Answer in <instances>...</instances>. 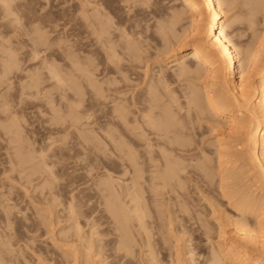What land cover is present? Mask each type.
I'll return each mask as SVG.
<instances>
[{
	"label": "rangeland",
	"instance_id": "rangeland-1",
	"mask_svg": "<svg viewBox=\"0 0 264 264\" xmlns=\"http://www.w3.org/2000/svg\"><path fill=\"white\" fill-rule=\"evenodd\" d=\"M7 1L10 3L12 2V0H10V1L7 0ZM92 1L93 0H90V2L87 1L88 4H86V6H84L87 11H89L90 8L92 9V7H93L91 5ZM98 1L100 2L101 6H104L102 8L103 9L105 8V10H102V8L99 4L96 5V3ZM104 1H106L107 3ZM104 1L103 0H97V1L94 0L95 3L93 2L94 4L93 3L92 4L94 5V7L99 6L98 9H100V11H104V12L106 11L107 17H109L108 13H109V15L112 13V16L110 15V17L115 18V20L111 18L112 21H116V19L118 17L119 18H127L128 17L129 21L127 23H135L136 19L140 18L141 15L143 16L144 14L146 15V14L150 13L149 14L150 16H148L150 18V19L148 18L150 22L148 21L146 23L145 21H143V22H145L144 24L141 22L142 26L144 25L143 29H144L145 33L148 35L151 30L156 29L155 24L161 20L159 18H167L168 10H166V6L168 4H170L171 2H169V1H172V0H166V2L163 0H149V1H147V0H133L134 2L132 0H128L127 3H125L126 1H124V0H122L123 3L121 0H104ZM129 1L130 2L132 1V4L129 3ZM142 1H144V2L147 1L146 4H144V2H143L144 6H143V4L141 5ZM161 1H163L164 4H162ZM239 1H241V0H239ZM242 1L244 2V0H242ZM242 1L238 2V0H237L235 3L236 5L234 4L235 5V7H233L234 9L229 10L230 12L228 10H223V8H222V10H223L222 12H224L226 14L222 13V17L220 19V22L222 24H224V26H225V23H223V22H226L224 18H227V17L231 18L233 16L231 19H234V21H236L235 17L237 16V18H238V16H239V18H242V19H237L236 22H233L232 29L231 28H229V29H230V31H232L233 29H240L241 34L239 31L240 36L239 35H238L239 37L234 36L233 38L234 39L239 38L238 39L239 42H243L244 45L247 43V46L253 45V44L252 45L250 44L251 41L254 44H257V42H259V41L260 42L263 41V43H264V34H263L264 21H261L259 24L258 23L255 24L254 28L248 29L246 27V23H247V21L245 20L246 17L244 19V17L240 16L243 14L246 16V13H248V11L245 10L246 5L244 6ZM83 2L85 4V0H13V4H14L15 8L12 10L13 12H11V13L7 12L8 14L10 13L7 16H5L6 11L3 12L1 7H0V185L2 186V184H4L0 188V190L4 191V192L6 191L5 193L9 195L10 200L8 201V199H7L8 195L6 196L7 198L5 196L2 197V195H5V193L2 195L0 194V199L1 198H2V200L7 199L8 204L10 203L11 207L13 206L15 211H17V212L20 211V212L16 213L15 216L13 215L14 211H12L13 217L11 216L12 217L10 219L11 221L7 220V221H9V225L12 224L11 225L12 229H9L10 226L8 225V223H6L8 226H6L5 228L7 229V227H8L9 231L7 230V232L10 233V236H8L9 233L7 235L5 234V229L3 227L4 223H2L5 220H1V219L5 218V212L2 211L3 206L0 205L1 206L0 211H2L0 213V215H1L0 233L3 232L2 233L3 235L0 234L1 235L0 241H1V243H4L3 241L7 240L8 243L10 242L8 244L10 249H12V250H10L8 247L7 248L8 251H7L5 249H6V246H8V245H5V247L2 246L3 248H5V249H3L5 252H7V253L9 252L8 255H7V253H5V256L7 258L9 257L11 260V261L8 260L9 258L7 259L8 264H10V262H11V264H107L105 258H102V257H104L103 256L104 254H102V253L105 251L103 249L104 248L106 249V244L108 242L110 244L114 245V243L117 241V238H115L116 235H118V231L115 229L116 224H115V222L113 223V221L108 218V214L105 213V212H107V210L104 211L105 207H103L104 203H102V201H104L103 198H104V195L106 194V192H102V190H104V189H102V187H105V185L103 186V184H104L103 182L106 183V182H109L111 180L110 181V183H111L112 179H113L112 183L114 185L112 186V184H111V186H112L111 188H113L114 191H116L115 192V194H116L117 191L119 189H121L119 187L120 184L118 186V182L121 181L120 178L122 179L123 176H121L119 173V170H121V169L119 168V165H118L119 164L118 159L115 156H113L112 154L110 156H108L109 155L108 153H111L108 149H104L103 146L99 147V144L105 145L103 141H101V142H103V144H102L99 142V140H97V138H99V136L101 137V134H104V133H101L100 132L101 130L96 131L94 129H97L95 127H98V123L102 124L105 122V119H103L104 118L103 115L105 113H107L110 109V108H108V110H107V107H110L112 104L115 105V101H116V104L118 106H119V104H121L123 106L125 105V102H124L125 100L123 99V97L121 98V96L124 95V98L127 100V103H128V100H130L129 96L131 97V91L129 90L130 92L129 91L126 92L124 90V92H126L127 95L129 94V96H127V97H126V94H122L123 92H121V94L118 93V95L116 94L117 95V96L115 95L116 98H115V96H110V98L108 97L109 98L108 101L107 100L104 101V102L107 101L106 102L107 106H105V107L102 106L103 104L92 103L93 105L91 106V109L93 107L94 110H91L90 108L88 109V110L92 111V113H91V111H87V109H85L84 106H86V108H87L89 101H91L90 95L92 93L90 94V90H89L90 88L87 89L89 85H87V87H84L83 84H85V83H81V82H83V80L85 81V78L79 77L81 82H79V81L78 82L81 83L84 88L81 89L82 86L78 85L79 86L78 89L84 90V91H82V94L85 96H83L84 98H82V101L79 102L80 104L79 103H78V105L74 104L76 101L75 98H77V97L74 96L73 91L68 87V85L66 86V84L68 82V78L70 77V74L72 75L71 71H73V73H74L73 75L76 76L79 73L77 70L79 67L76 68L77 67L76 65H73V66L70 65V63L71 64L72 63L76 64V63H74V60L72 58L71 59L73 62L71 61L70 57H72V56L69 55V53L71 54L73 52L72 55H74L73 56L74 58H75V55L77 56V52H78V57L80 55L79 53H81V52L83 53V54L81 53V56L83 55L86 57L87 55L88 56L90 55V54L86 53V51L90 49L88 47L86 48V46H89L88 44L90 41V37L91 38L92 37L95 38V37L91 33H90L91 34L90 36H86V35H89V31L91 30V27L88 25L90 23L89 19L93 18V17L92 18L90 17L93 14L101 15L100 14L101 12L98 11L99 12L98 13L96 11V10H98L97 7H96V10L92 9V11L95 13H93L91 10H90L91 12L90 11L87 12L85 10V13L82 14V11H84L83 6H82V5H84ZM139 2H141V3H139ZM167 2H168V4H167ZM147 3H148V5L150 4L149 7H148ZM165 3H166V6H165ZM240 3H242V4H240ZM108 4L110 7L108 6ZM120 4H122L123 7ZM128 4H129L130 8H131L130 5L133 6L130 9V11L128 10L129 9ZM87 5H90L91 7L89 8ZM137 5H140V6H137ZM240 5H242V7H240ZM112 6H114V7H112ZM78 7H79V12L76 11V9H78ZM106 7H108V8H106ZM124 7L125 8L127 7L128 9H123ZM118 8H120V10ZM224 8H226L225 5H224ZM247 8H249V7H247ZM127 10H128V12H127ZM135 10H138L139 14L134 18L130 17L134 14ZM159 10H161V11H159ZM226 11H228V12H226ZM241 11L244 13L240 14V13H242ZM2 12L5 15H3ZM76 13L78 16L80 15L79 16L80 18L78 16H76ZM233 14H235V15H233ZM74 15L76 16V19L74 18ZM83 15L84 16L87 15L88 17L85 16V18H84ZM126 15H128V16H126ZM97 16H95V17L98 18L99 16L98 17ZM158 16H160V17L158 18ZM187 16H188V14L186 13L183 16V21H181V24L176 26V29H180L182 26H184V25H182V23L185 25L189 24L188 21H190V20H189V17H187ZM105 17H103V18L99 17V18L104 19ZM156 17L158 18V20ZM86 18H88L87 19V22H88L87 25L90 28L89 30H88L87 26L85 25L86 24L85 23ZM152 19H154V20H152ZM152 21H154V22H152ZM77 22H78V24H77ZM79 22H80V24H79ZM76 24L79 27L75 26ZM74 26L76 28H74ZM77 27L79 28V30H78L79 32L77 31V29H78ZM146 27L147 28L149 27V28L147 30H145ZM243 27H245V29ZM80 28H81V30H80ZM84 28L88 31L85 32ZM75 31H77V32L75 33ZM253 31L255 32L254 36L256 37L258 35L257 36L258 38L252 37ZM125 33H126V31H125ZM122 34L124 35L122 37L126 39L127 37H125V34L124 33H122ZM87 37H89L88 40H87ZM123 38H122V40H123ZM130 38H133V37L128 36L127 39L129 40ZM253 39H255V40L253 41ZM129 41H131V39ZM95 42L97 44H99L100 41L95 40ZM148 42H149L151 47L146 52H148L147 54H149V52L152 53V58H151V60L149 59V62H148V64H149L148 67L150 68V71H152V74L149 71V69L148 68L145 69V67L140 68V69H142V71L140 69H138V71L140 70L139 71L140 73L143 72V75L145 73L144 71H147V74L144 75L145 76L144 79L147 80V82L148 81L150 82L151 80H153V78L154 79L156 77L158 78V76H156V77L153 76L154 73H157V72L159 73V71L157 70L158 67L163 68L164 67L163 65L166 66V67H164L165 69L164 68L163 69H164V72L166 71L167 73L165 72L163 74H165V75L167 74L166 75L168 77L167 82L169 83V85H170V83H172V84L174 83L173 85L171 84L172 88H171V85L169 88L168 87L167 88L170 89L171 91H173V90H174V92L176 91L175 96H177V93H178V95H180L182 97V98H180V96H177V98H179L178 104L179 103H181V105L183 104V106H181L183 111L179 107L176 108V105L174 103L173 104L170 103L173 101V100L168 98V97H170V98L172 97L170 91H169V95H171V96H169L168 93H166V95H165L166 97L164 96L162 98V102H163L162 104L164 105V103H165V105H167L166 108H168V105H173L172 109H170V106L168 109H170L171 112L173 110L176 111L177 114H176V112L175 113L170 112V113L173 114L174 117L178 116L177 117L178 119L180 117H181L180 119L184 118L182 121H180V120L178 121V119L175 117L177 119V121L179 123H182V124L185 123L187 126L190 124L189 125L190 127L193 126V127H191V130H193L195 128L193 131L194 134H192L190 127L188 126V128H189L188 132H190L191 136L195 135V136H192L193 139L195 138L194 141H196V143L199 142V144H196V143L195 144L197 146H199V148L202 147V151L204 150L203 154H199L197 152H199L201 150L198 147H196L199 150L196 149L197 151H195V147H194L193 151L197 153V156L195 154L194 155L198 158H196L195 156H193V158L195 157V160L196 159L199 160L201 158V161H202V162H200V160H199L198 164H200V163L204 164L207 161L206 163H209V166L212 165V162L215 166L216 163L213 160L215 157V154L213 152V148H217L218 143L221 142L222 138L223 139L226 138V140H222V142H221L224 144L222 147H224L225 149H227L229 151H233V150L238 151V150L242 149L241 147H239L240 146V144H238L239 141L236 140L238 143H235L236 141H234L236 138V134H234V136L232 135L230 137V134L227 135L226 132L222 133L224 130V126L216 127L218 130L216 128L213 129V127L218 125L217 124L218 122H217L216 118L214 117L215 120L211 121V123L213 122L215 125L213 127H212L213 124L210 125L211 123H209V121H208L210 119H208V118H210V116L213 114L211 113L209 108L208 109L206 108V110H204V112L202 111L201 114H202L203 118L199 117V115L197 116L196 113L194 114V112H193L194 110L192 111V109H189L191 113H189V110L186 109L188 111V112H186V113H188V117H185L187 114L184 112V111H186L184 109L187 108V106H186L187 104L185 102L186 101L185 99H184L185 101L182 100L184 98L183 96H185V92L187 91L185 89L191 88L192 85H193V87L197 86V85L200 86L201 84H202V86L203 85L205 86V81L203 79L199 78V79H197V82L199 81L198 84H197V82H195L196 79L194 80L193 84H191L192 82L188 81L186 78H183V79L180 78L181 80H179V78L174 77L175 69L177 66H175V65H174L175 67L170 66L172 64L171 60L173 59V57L171 55L173 53L176 54L177 52L168 53V55L165 54L166 55L164 57L165 59L161 56L163 53L161 55L159 53V55L163 58V59H160L161 57L157 56L158 55L157 53L159 50L162 49V47H160V45H158L154 40L153 41L149 40ZM153 42L155 45H153ZM154 47L156 50H158V49L159 50L158 51H156V50L152 51V50H154L153 49ZM236 48H238V44L236 45ZM96 49L98 50V53H99V50H101L102 48L98 49V47H96ZM74 50H76L77 52L75 51V53H74ZM154 52L155 53L157 52L155 54V56H156V58L158 57L160 60L156 59L153 61ZM98 53L96 54V57H98V56L100 57V54L98 55ZM178 54L179 53H177V55L175 57H179L180 54L179 55ZM238 56L240 57V55H238ZM9 57H11V58L13 57V58L11 59ZM78 57H76V58H78ZM82 57H79L78 61L82 62L81 61ZM99 57H98V60L101 59V57L100 58ZM4 58H7V59H4ZM89 58H92V57L90 56ZM8 59H11L12 62L10 60V62H11L9 64L10 67H8V68L6 67L8 69L7 70L3 67L4 63H2V61L5 62L6 60L8 61ZM154 59H155V57H154ZM87 60H90V59L87 58ZM7 61H6V63H7ZM155 61H156V63H155ZM75 62H77V61H75ZM6 63H5V66H9L8 65L9 62L7 64ZM83 63H85V62H83ZM78 64L79 63H77V65ZM152 64H154V65H152ZM168 64H170V65L167 67ZM84 65L85 64H83L80 67H83ZM150 65H152V66L150 67ZM52 66L54 69L52 68ZM70 66L71 67L76 66V67H74V68H76V70H72L74 68L71 69ZM99 66H100L99 67V69H100L101 65H99ZM85 67H86V65H85ZM160 69L161 68H159V70ZM51 70H53V73ZM55 71H57V72L59 71V73H58V74H60L59 77L60 76L65 77L64 79H63V77H61V79H63V81H64L63 84H62V81L57 82L59 79L57 80L56 76H54ZM74 71L76 73L77 72L78 73L76 74ZM154 71H156V72H154ZM170 72H173V73L170 74ZM158 73H157V75H158ZM141 75H142V73H141ZM75 76H74L73 80H76V82H77V80H79V79H77V76L75 78ZM152 76H153V78H151ZM149 77L151 78V80H149ZM258 78H259L258 76H254V83H258V81H259ZM99 79H101V78H99ZM200 79L202 81H200ZM65 80L67 81L66 84H64ZM69 80H70V83L73 82V81H71L72 77H70ZM184 80L186 82H184ZM100 81L101 80H99L98 82H100ZM115 81L118 82L117 80H115ZM115 81H114V83L116 84ZM180 81H181V83H180ZM98 82H97V84L99 85L100 83H98ZM187 82H190L191 85ZM201 82H203V83H201ZM195 83L197 85H194ZM68 84H69V82H68ZM86 84H85V86H86ZM119 85H121L120 82H119ZM74 86L78 87L77 83H75ZM102 86H104V83H102ZM145 86L146 85H144V83L141 84V86L139 84L136 86L137 88L133 92L135 93L136 90L138 92L139 91L143 92L145 90V88H147V86L146 87ZM181 86L182 87L186 86L187 88L185 87L183 89ZM202 86H200V88ZM142 88H143V91H141ZM167 88H166V90H167ZM61 89L63 91H61ZM181 89H183L184 92L182 91V93H181ZM197 89H199V88H197ZM162 90L163 89H161V92H162ZM209 90H210V88H208V85H207V87L204 90L201 89L200 91H201V93H204V91H209ZM74 91H76V89ZM77 91H79V90H77ZM164 91H165V89L163 90V92ZM174 92H173V95H174ZM113 97H114V100H113L114 102H112ZM118 97H120V98H118ZM164 98H165V100H166V98L169 100L168 101L166 100L167 102L163 101ZM174 98L176 100L174 102L176 103L178 99H176V97H174ZM74 99H75V101H71ZM117 99H118V101H117ZM172 99H173V97H172ZM110 100H111L112 104H110L111 103ZM117 102H119V103H117ZM76 103H77V101H76ZM166 103H168V104H166ZM73 104L76 107L77 106L78 107L75 108V106ZM184 104H186V105H184ZM96 105L98 107H96ZM126 105H128V104H126ZM174 105H175V107H174ZM179 105H177V106H179ZM71 106H73V108H75V109L71 108ZM99 106H100V109L102 111L98 110ZM129 107L132 108V106H129ZM205 107H207V106H205ZM175 108L179 111H177ZM70 109H73V110H70ZM85 110L87 112L84 113ZM127 110H129V109H127ZM207 110H208V112H207ZM124 111H126V110H124ZM180 111H181V113H178ZM77 113H78V115H77ZM82 113L85 114V116L88 115L87 117H89V115L91 113L92 116L90 115L91 119L89 122H88L89 119L87 120L86 117H85V119L83 118ZM192 113L194 114L193 115L194 117L192 116ZM79 114L82 115L83 119L81 121H78L77 124H73L76 120H78L75 117L79 116ZM207 114L209 117H206ZM74 115H76V116H74ZM71 116L74 118H72ZM128 116L131 117L132 115H130V113H128ZM79 117H81V116H79ZM92 117H94L93 120H92ZM189 117H191V118H189ZM197 118H199V119L201 118L202 119V120L200 119L201 122ZM212 118H213V116H212ZM71 119H75L74 122ZM92 121L97 122V123H95V125H93V127L95 126L94 128L91 127V123H93ZM190 121H192V122L195 121V123L192 124V123H190ZM207 121H208V124H206ZM80 122L81 123L83 122V123L81 124ZM202 122L203 123L206 122L205 125L202 124ZM83 124H88L90 126L89 127L83 126ZM73 125H75L76 127ZM77 126H80V127L82 126L81 129L85 128L84 130H87L91 127V129L94 130V131L92 130V132H95L96 134L95 133L91 134L92 132L90 133V131L87 130L90 133L89 135L99 134V136H97V137L95 136L96 137L95 141L99 142V143H97L98 146L95 147V146H93L94 144L91 145V144H87V143H86L87 144L86 145V144H84L85 143L84 141H82L83 142L82 143L81 142L82 139L77 137L80 133V131H77V129H78ZM80 127H79V130H80ZM219 128H222L223 130L219 131ZM112 129L114 130V128H112ZM84 130L83 131L81 130V133L85 132V135H87L86 131H84ZM81 135H84V134H81ZM199 136H201V138ZM224 136H226V137H224ZM79 137H82V136H79ZM95 137H94V139H95ZM197 137L201 140H199ZM232 137H234L233 138L234 140L230 139ZM100 139H102V138H100ZM218 139H220V140H218ZM216 141H217V143H216ZM214 142L216 145L215 147L213 144ZM79 143H82V144H79ZM152 143H154V141ZM208 144H210V145H208ZM227 144H230V146ZM237 144H238V146H237ZM90 145H91V147H90ZM86 146H87V148H86ZM101 147L103 150L99 149ZM104 147H106V146H104ZM96 149H98V150H96ZM155 149H158V148L155 147ZM242 150H244V149H242ZM21 151H22V153H24V152H28V153H26V155L21 154V153H19ZM104 151L106 152L105 157L103 155ZM107 151H109V152H107ZM102 152H103V154H102ZM215 153H216V150H215ZM27 154L29 156H27ZM208 154L210 155V157H212V159H211V161L213 160L212 162L210 161V157H208ZM21 155H25V159L27 156L28 159L23 161L24 156H23V159H20L22 157ZM206 156L209 158V160ZM205 159H206V161H204ZM193 160L190 161L191 164L197 165V164H194L195 161H193ZM241 163H244V162L241 161ZM235 165H238V167H236ZM235 165H234L233 170H235L237 172H242V171H244V169L250 167L248 165L246 167L245 165L240 164V161H237ZM214 166L212 165L211 168ZM240 166H242V167H240ZM244 166L246 168H243ZM239 167L241 168L240 170H239ZM214 168L216 169V167H214ZM214 168H212V169L214 170ZM192 169H194V168H192ZM229 169L227 170L228 172H229ZM33 170H35V171H33ZM213 170L211 171V173L213 172ZM231 170L232 169H230V171ZM196 171L197 170H194V171L191 170L192 174L194 173L195 175L197 173H199V172L195 173ZM31 173H34V174H31ZM214 173L215 172H213V174ZM104 174H106V175H104ZM194 174L192 175L193 176L192 179L195 178L193 180V183L191 181H189V183L191 182V185H188V183L186 185L187 186L186 188H187V190H189V192H187V190H186L187 193H185V194H188V195H185L186 196L185 198L186 199L190 198V199H188V201L189 200L190 201L187 204L189 207L186 205L187 206L186 208H188L192 211L188 210L190 214L187 211L184 212L187 218L185 217V215L183 213V216H184L183 218L185 219V222H184V220L179 219L181 217L177 218V216H176V218H174L173 216L176 215L175 213H173L171 215L169 214L168 209L171 211L172 207L174 206V205L172 206L171 204H174V203H172V201H171L172 199L168 200V198L165 195H164L165 199H163L164 198L163 195H161V197L160 196L154 197L156 199V202H157V200H158V202L160 201V204L165 205V207L164 206L158 207L157 205H159V203L157 204L156 202L150 203L151 206L146 203L147 204L146 208L148 207L149 209L146 211L147 212V219L145 217L144 220L151 222L152 224L151 223H149V224L154 225V227L155 226L157 227L159 224V226H158L159 228L157 227L158 229L156 231L160 230V228H161V230L158 231L159 233L154 230L156 235L158 234L157 235L158 237H156V236H154V237L158 238L159 242L161 241V238H162L160 245L162 243L166 242L164 245L163 244L161 245L163 247V250L161 249L159 251L158 249H156V248H158V246L156 244H154L153 241H151V240H153V238H151V240H150L151 242H153L156 251L158 250L160 253L159 254L157 252V255L159 254V256H157L156 254L155 255L157 256L158 259H159V257L162 258V259H159L160 261L161 260L162 261L161 262L158 261L157 264H190V260L192 261L191 262L192 264H198V261L200 262L199 264H202L205 260H207L206 264H211L212 260H213L212 257L214 255L212 253L215 251L217 252V249H219L220 247H221L220 249H224L226 247V245H228L229 236L232 234V227H233L232 222H229L231 220L230 219L231 216H232L231 217L232 219L236 218L237 220L243 222L245 224V227H247L249 229H252L254 231L264 230V226H261L258 224V219L256 217V214H257L256 211L255 212L253 211L252 213H245L244 215H241L236 209H234V207H232L231 204H229L227 198L222 196L221 193H219L220 192L218 189V187H219L218 181L220 184V180H219L220 179V173L219 172L215 173L214 174L215 176L213 175L214 179L212 176V179H213V181H211L212 183H210V181H207V183L209 182L208 184H205L206 183V182H204L205 179L203 181L200 179L201 180V182H200V180L197 178L198 175H196V177H194ZM199 174H201V172ZM109 175H110L111 179L105 178ZM250 175H249V173H244V174L238 173V177L236 178L238 180L233 181V182H235L234 183L235 186L231 184V187L229 189L227 188V190L229 191L232 188V190L235 191L238 188H242V190L245 189V190L249 191V193H252V194L254 193L257 195V197H259L260 194H263L262 190H260L261 186L258 187L259 183H256L254 180H252V179H254V176L251 173H250ZM106 179H107V181H105ZM196 179H198L199 182H197L198 180H196ZM206 180H207V178H206ZM194 181L196 183H194ZM202 182H204V183H202ZM100 183L101 184L103 183L102 187H101ZM194 184H197V185H194ZM51 185H52V187H51ZM207 185L208 186L210 185V186L208 187ZM189 186H190V189H188ZM195 187H197V191L195 190L196 189ZM198 189L199 190L201 189V190L199 191ZM8 190L11 192L10 194L8 193ZM190 190H192V191L190 192ZM232 190H230V191H232ZM118 192H120V191H118ZM1 193H3V192H1ZM161 193L163 194L164 192L162 191ZM191 194H192V196H191ZM193 194H194V196H193ZM148 195L149 194L146 195L144 193V196H148ZM173 200L176 201L175 198ZM161 201H162V203H161ZM164 201H166V202L164 203ZM168 201H170V204ZM4 202H6V201L4 200ZM190 202H192L193 205ZM10 205H9V207H10ZM154 206L156 207V209H154L155 208ZM7 207H8V205H7ZM11 207H10V209H11ZM150 208H151V211H149ZM160 208H161V211L159 210ZM163 208H166L167 210H165ZM173 208L175 209L176 207L174 206ZM174 209H173V211H176L177 208L175 210ZM148 212L151 215L152 214L153 215L150 216V214H149V216H148ZM159 213H162V214L160 215ZM166 214L168 215L169 218L167 217ZM157 215H160V216H157ZM163 215H165L164 218H163ZM227 215L228 216L230 215L229 221L227 220L228 218H226V217H228ZM99 216H100V218H99ZM153 216H154V219H153ZM156 216L158 217L157 219H156ZM189 216L191 219L189 218ZM77 217H78V221H77ZM150 217H152V218H150ZM13 218L15 220H12ZM160 219H161V221H159ZM171 219H173L174 222L171 221ZM110 220L112 221V223H110L111 222ZM179 220H181V222ZM167 221H168V223H167ZM76 222H77V224L79 223V226L76 224ZM171 222H173V223H171ZM186 222H188V224ZM133 223H135V222H133ZM180 223H183V224L185 223V225L187 227V231L184 234L183 233L179 234L178 231H177L178 233L175 232L177 230L176 227H178L179 226L178 224H180ZM218 223H222L224 225V227L221 229L223 231H225V233H223V231L219 229ZM160 224H162V225L160 226ZM190 225L192 226L191 228H190ZM195 226H197V227H195ZM198 227H199V229H198ZM162 229H163V231H162ZM173 229H175V231ZM196 229H198L199 231H197ZM10 230L12 232H10ZM190 230L193 231L194 233L193 232L191 233ZM161 231L162 232L167 231V232L162 233ZM160 232L162 234H160ZM174 232L177 234H175ZM107 234H109V235H107ZM151 234L149 233V235H151ZM4 235H6L8 237H5ZM131 235H133L132 241L137 240L136 241L137 243L136 242H134V243L138 246V240L140 239V237H143V236L141 234H131ZM163 236L167 239V241ZM1 237H3L4 240H1V239H3ZM138 237H139V239H138ZM189 239H191V240L189 241ZM112 240H113V242H112ZM105 242H107V243H105ZM1 243H0V245H1ZM2 245H4V244H2ZM137 246L136 247L134 246V247L136 249L137 248L140 249V246H138V247ZM2 247H0V249H2ZM101 247L102 248L104 247V248L102 249ZM164 247L166 248V250L164 249ZM189 249H191L192 251L190 252ZM0 252H2V251H0ZM0 254H4V252L0 253ZM162 254L164 256H162ZM165 254H166V256H165ZM200 254H201V256H200ZM198 256H200V257H198ZM0 257H1L0 258L1 261L4 262L2 260L3 255L2 256L0 255ZM112 257L113 258H111V264H115V263L119 264L118 258L116 257V254L113 255ZM114 258H115V262L113 260ZM116 260H117V262H116ZM132 260H133V262L136 261L133 259V257H131V262H132ZM2 262H0V264H3ZM131 262L128 264L133 263V262L132 263ZM4 264H5V262H4ZM149 264H154V263H149ZM221 264H230V263H229V261H224Z\"/></svg>",
	"mask_w": 264,
	"mask_h": 264
},
{
	"label": "bare ground",
	"instance_id": "bare-ground-1",
	"mask_svg": "<svg viewBox=\"0 0 264 264\" xmlns=\"http://www.w3.org/2000/svg\"><path fill=\"white\" fill-rule=\"evenodd\" d=\"M87 1L90 2V0H87ZM87 1L85 0V4L83 2L84 5H82V6H83L84 11H82V14L85 13L86 9L84 6H86V4H88ZM95 1H97V0H95ZM124 1H126L125 3L128 2V0H124ZM132 1L131 2L129 1V3L132 4ZM147 1H149V0H147ZM163 1L166 2V0H163ZM163 1H161L162 4H164ZM236 1L237 0H175V1L172 0V1H169L171 3L168 4V2H167V4H168L167 6L165 3L166 10H168L167 18H159L160 16H158V18L161 20L155 24L156 29L151 30L148 35L144 31V29H143L144 25L142 26V23L144 24L145 22L147 23L149 21L150 18L148 16H150L149 15L150 13H148L146 15L144 14L143 16L141 15V17L139 16L140 18H137L135 23H127L129 21L128 17L127 18H119L118 17L116 19V21H112V19L115 20V18L110 17V15L112 16V13L110 15L108 13V16L110 18L107 17L106 11L105 12L100 11V9H98L99 6H96L98 9V10H96V7H94V5H93L95 3L94 0L91 2V5L93 6L92 9L96 10L97 12L98 11L101 12L100 13L101 15H99V14H97V15L99 17H102V18L105 16L106 17L104 19H101L96 14H93L92 16L89 15L91 18L92 17L93 18L89 19L90 23L88 25L91 27V30L89 31V35H86V36H90L92 34L95 37V38L90 37V41L88 44L89 46H86V48L87 47L90 48L89 50H87L88 52L86 51V53L90 54L89 56L86 54L87 55L86 57L83 55H82L83 56L82 57L81 56L82 52L79 53L80 54L79 57H82V60H81L82 62H80V61H78L79 57H78V52H77L78 50L77 49H76L77 51L74 50V53H75V51L77 52V56L75 55V58L73 57L74 55H72V53H73L72 51H71L72 52L71 54L69 53V55L72 56V57H70V59L72 58L74 60V63H76V64L70 63V65H72V66L76 65L77 67L74 66L76 68L79 67L77 69L79 72V73L77 72L78 74L74 71L77 74L76 75L77 79H79V77L85 78V81L83 80V82H81L80 79L77 80V82H76V80H73L75 75H73L74 73H73V71H71L73 76L70 74V77H72L71 81H73V82L70 83V80H69L70 77L69 76H68L69 78L67 77L69 84L65 80L64 84H66V82H67L66 86L68 85V87L73 91L74 96L77 97V98H75L77 103H76L75 99L71 100V101H75L74 104L78 105V103L80 101H82V98H84L83 96H85V95L82 94V91H84V90L78 89L80 85L82 86L81 83H85V84L87 83L86 86H85V84H83V85H84V87H87V85H89L87 89L90 88L89 89L90 94L92 93L90 95L91 101H89V104H88L89 107L87 106V108H86V106H84V108L87 109V111L94 110L93 107L91 109V106L93 105L92 103L103 104L102 106L105 107V106H107L106 102L108 101L110 96H115L116 94L118 95V93L121 94V92H123L122 94H126V97H127V96H129V94L127 95L126 92L129 90L131 91V97L129 96L130 100H128V103H127V100L124 98V95L121 96V98L123 97V99L125 100L124 101L125 105L128 104L126 106L125 105L123 106L121 104H119V106H118L116 104V101H115V105H113L112 102H114L113 101L114 97L112 98V102L110 100V102H111L110 104H112L114 107L112 105L110 107H107V110H108V108H110V109L107 113H105L103 115V117H104L103 119H105V122L103 121L104 123H102V124L98 123V127L94 126L95 128H97L94 130H96V131L101 130L100 132L104 133V134H101L99 132L101 134V137L99 136V134L89 135L93 130V129H91V127L94 128L93 125H95V123H97L96 122L97 120L95 122L92 121L94 124L91 123V127L89 129H87L88 131H90V133L87 130H84L85 128L81 129L82 126L81 127L77 126V128H78L77 131H80V133L77 137L81 138L82 140L81 139L80 140H81V142L84 141L85 142L84 144H86V143L91 144V145L94 144L93 146L97 147L98 146L97 143L100 142L103 144V142H104L105 145L99 144V147L103 146L104 149H108L111 152V153H108L109 154L108 156H110L112 154L113 156H115L118 159V161H119L118 165H119V168L121 169V170H119V173L121 176H123L122 179L120 178L121 181L118 182V186L120 184L119 187L121 188V189L118 188L119 189L118 191H120V192L117 191L116 194H115L116 191H114V189L111 188L114 185L112 183L113 179H112L111 183H110L111 180L109 182L105 183L102 181L103 180L102 179L101 181L104 183V184L103 183L102 184H103V186L105 185V187H102V184L100 183L102 189H104V190L101 189L102 192H106V194L104 195V198H103L104 201H102V203H104L103 204L104 206L103 205L102 206L105 207L104 211L107 210V212H105V213L108 214V218L111 219L113 221V223L115 222V224H116L115 229L118 231V235H116V237H115V238H117V241L116 242L114 241L115 242L114 245L110 244L109 242L108 243L105 242V243H107L106 249L104 247H103L104 249L101 247L103 250H105L104 251L105 253L102 251L103 252L102 254H104L103 255L104 257H102V258H105L107 264H111V258H113L112 256L115 254H116V257L118 258L119 264L130 263L131 257H133V259L136 260L135 262H133V260H132V262H133V263L131 262L132 264H135V263L136 264H149V263L157 264L158 261L159 262L162 261V260L161 261L159 260L162 258L159 257V259H158L157 256H159V254H160L159 251L161 249L163 250V247L161 245L162 244L164 245L166 242L162 243L160 245L162 238H161V241L159 242L158 241L159 239L154 237V236L158 237L157 236L158 234L156 235L155 231L159 228L158 227L159 224H158V226H157L158 228H157L156 226L154 227V225H151L152 224L151 222L144 220L145 217L147 219V212L146 211L149 209L148 207L146 208V205L147 204L150 205V203L156 202V199L154 197H159V196L161 197V195H163V196L165 195L168 198V200L172 199L171 201L174 204H171V205L172 206L174 205L177 208V209L175 208L176 211H173L174 206L173 207L171 206L172 210L170 211L168 209L169 214L171 215V214L175 213L176 215L173 216L174 218H176V216H177V218L181 217L179 219H182L185 222V219L183 218L184 217L183 213L185 211H187L189 213L188 210H190V209L186 208L188 206L187 204L190 201V200L188 201V199H190V198H188V199L185 198L186 197L185 195H188L185 193L189 192V190H187V188H186L187 187L186 185H187V183H188V185H191V182L193 183V180L195 179V178L192 179V177H193L192 175L194 173L192 174L191 170H193V171L197 170L195 173L201 172V174L197 173L196 175H198L197 178L199 180L201 179L203 181L205 179V181H204V182H206L205 184L209 183V182L207 183V181H210V183H212L211 181H213V179H214V176H215L214 174L219 172L220 173V179H219L220 184L218 181V186H219L218 189L220 191L219 193H221L222 196L226 197L229 204H231L232 207H234V209H236L241 215H244L245 213H252L253 211L254 212L256 211L257 212L256 217L258 219V224L261 226H264V43H263V41L262 42L259 41V42H257V44H254L251 41L250 44L251 45L253 44L254 46L253 45L247 46V43L244 45L243 42H239V40H238L239 38H235V39L233 38L234 36H238V35L240 36V34H241L240 29H233L232 31H230V29H229V28L232 29L233 22H236L237 19H242V18H239V16H238V18H237V16L235 17L236 21H234V19H231L233 17L232 15H231L232 16L231 18L230 17L224 18L226 22H223V21L222 22L225 23V26H224V24H222L220 22V19L222 17V13H224L222 11L223 10H228V11L233 10L234 9L233 7H235V5H236L235 4ZM241 1L238 0V2H241ZM0 2L2 3V4L0 3V5H1L0 7H1L2 11L3 12L6 11L5 12L6 15L2 12L3 15L7 16L11 12H13L12 10L15 8V6L13 4V0L11 3L8 2L7 0H0ZM98 2L96 3V5L99 4L101 6L100 2L99 3ZM104 2H106V1H104ZM143 2L144 1H142V3L141 2H139V3H141V5H142ZM146 2H144V4H146ZM122 3H123V1H122ZM148 3H147V5H148ZM242 3L244 4V6L246 5L245 10H247L248 13H246V16H245L243 14L244 12L241 11L242 13H240V14H243V15H240V16L244 17V19L246 17V19H245L247 21L246 27L248 29L254 28L255 24H257V23L259 24L261 21H264V0H244V2L242 1ZM242 3H240V4H242ZM144 4H143V6H144ZM120 5L122 6V4H120ZM149 5H148V7H149ZM224 5L226 6V8H224ZM87 6L89 8L91 7L90 5H87ZM108 6H109V4H108ZM130 6H131V8L133 7L132 5H130ZM137 6H140V5H137ZM102 7H104V6H101V8ZM112 7H114V6H112ZM240 7H242V5H240ZM247 7H249V8H247ZM106 8H108V7H106ZM128 8L124 7L123 9H128L130 11L131 8L129 7V4H128ZM222 8H223V10H222ZM92 9L90 8L91 11H92ZM118 9L120 10V8H118ZM102 10H105V8L104 9L102 8ZM128 10H127V12H128ZM76 11L79 12V7H78V9H76ZM89 11H87V12H89ZM159 11H161V10H159ZM228 11H226V12H228ZM7 12H10V13L8 14ZM93 13H95V12H93ZM186 13L188 14L187 17H189V20H190V21H188L189 24L186 23L187 25H185L182 23V25H184V26H182V27L180 26L181 27L180 29H176V26L181 24V21H183V16ZM138 14H139V11L135 10L134 14L130 17L134 18ZM224 14H226V13H224ZM233 15H235V14H233ZM76 16H78L77 13H76ZM76 16L74 15L75 19H76ZM85 16H87V15H85ZM85 16H84V18H85ZM95 16H97L99 19L96 18ZM126 16H128V15H126ZM158 18H157V20H158ZM87 19L88 18H86V20H85V23H86L85 25L87 26V28L89 30L90 28L87 25V23H88ZM152 20H154V19H152ZM143 21H145V22H143ZM152 22H154V21H152ZM77 24H78V22H77ZM77 24L75 26H78ZM79 24H80V22H79ZM75 26H74V28H76ZM148 28L146 27L145 30H147ZM243 28L245 29V27H243ZM78 30H79V28L77 29V31ZM80 30H81V28H80ZM88 30L85 29V32ZM77 31H75V33ZM125 31H126V33H125ZM239 31H240V34H239ZM121 32L124 33L125 37H127V38H128V36L133 37V38H130L131 41H129L130 39L128 40L127 38L126 39L123 38L122 36H124V35ZM254 33L255 32L253 31L252 37L258 38L257 37L258 35L256 37L254 36ZM263 34H264V30H263ZM122 38H123V40H122ZM88 39H89V37H87V40ZM148 39L152 40V41L154 40L158 45H160V47H162L161 50L158 49L159 47L157 48L159 51L156 50L155 47L153 48L154 50H152V51H155V50L158 51V53L157 52L156 53L158 54L157 56H159V57L162 56L164 58L166 56L165 54L168 55V53H172V52H177L180 54L179 57H175L177 55V53L176 54L173 53L171 55L173 57V59L171 60L172 64L167 65V67L169 65L171 67L174 65L177 66L176 69L174 68L175 69L174 77L179 78V80H181L180 78H182V79L186 78L188 81L192 82L191 84H193L195 79H196L195 82H197V79H199V78H201L205 81V86L204 85L202 86V84H201L200 85V86H202L201 88H200V86L197 85L199 81L197 82V84L196 83L194 84V85H197L198 87L194 86L195 87L194 88L192 85V87L188 89L185 86L187 88L185 90H187V91L185 92V96H183L184 98L182 100H184V99L186 100V101L185 100L184 101L186 102L187 105L186 104H184V105H186L187 108H185L184 110L192 109V111L194 110L193 111L194 114L196 113L197 116L199 115V117L203 118L202 114H201L202 111L204 112V110H206V108L207 109L209 108V110L211 111V113L213 115H211L210 118H208L210 120H208V119L207 120L209 121V123H211V121L215 120V118H216V120L218 122L217 123L218 125L215 127H213L215 125L213 122L210 124V125L213 124L212 125L213 129L216 127H219V126H224V130L222 128H219V131L223 130L222 133L226 132L227 135L230 134V137L232 135L234 136V134H236L237 139L235 138V140H234L233 139L234 137H232L230 139H233L234 141H236V140L239 141V143L237 141L235 143L240 144L239 147H241L244 150H242L240 148H239L240 150H238V151H235V150L229 151V150L225 149L224 147H222L224 144L221 142H222V140H226V138L223 139L221 137L222 138L221 142L218 143L217 148H213V152L215 154V157L213 159L216 163L215 166L212 162L213 160L211 161L212 157H210V155L208 154V157H210V161L212 162V165L214 167H216V169L214 167H212V168H214V170H213L211 168L212 165L209 166V163H206L207 162L206 159L208 158L207 156H206L207 158L204 160V161H206L204 164H201V163L198 164L199 160H200V162H202L201 158L199 160L198 159L195 160V157L197 156V153L203 154L204 150L202 151V147L199 148V146L196 145V144H199V142L196 143V141H194L195 138L193 139L192 136H195V135L191 136L190 132H188L189 131L188 126L190 124L187 126L185 123H183V124L179 123L178 121L179 120L182 121L184 118L180 119L181 118L180 117L178 119L177 118L178 116H175L178 119V121H177V119L174 117V115L171 114V113L176 112L174 110L171 112V110H170L173 108V105H168V108L170 106V109H168V108H166L167 105H165V103H164L165 106L162 104L163 103L162 98L166 95V93H168V95H169V91H170V93L173 97V99H172V97L171 98L168 97L169 99L173 100L170 103H172V104L174 103L176 105V108L179 107L182 109L181 106H183V104L181 105V103H179L180 105L178 104L179 98H177V96H180V95H178V93H177V96H175L176 91L174 92V90H173L174 88L172 89L173 91L168 89L172 83H170V85H169V83L167 82V79H168V77L166 76L167 74L166 75L163 74L166 72V71L164 72V69H165L164 67H166V66L163 65L164 69L162 67H158V69H157L159 71V73L157 72L158 75H157V73H154L156 71L153 72L154 73L153 76L154 77L158 76V78L156 77L157 79L156 78L154 79L152 76L151 78H153V80H151V78L149 77V80H151L150 82L149 81L147 82V80L144 79V77H145L144 75L147 74V71H144L145 72L144 75H143V72H141L142 75L139 72L140 70L142 71V69H140V68H143V67H145V69L148 68L150 71V68L148 67V65H149L148 62H149V59L151 60V58H152V53L149 52V54H147L148 52H146L151 47L149 42H148L149 41ZM95 40L100 41L99 44H97L95 42ZM254 40L255 39H253V41ZM237 44H238V48H236ZM153 45H155L154 42H153ZM96 47H98V49L102 48L101 50H99V53H98V50L96 49ZM97 53H98V55L100 54V57H101L100 60H98L99 56L96 57ZM156 53L154 52L153 61L156 59H159L158 57L156 58V56H155ZM159 53H160V55L162 53L163 54L160 56ZM238 55H240V57ZM90 56L92 58H89ZM76 57H78V58H76ZM154 57H155V59H154ZM162 57L160 59H163ZM9 58H11V57H9ZM87 58L90 60H87ZM4 59H7V58H4ZM11 59H8V61L6 60L7 63L9 62L8 65L12 62ZM72 59H71V61H72ZM10 60H11V62H10ZM6 61L5 62L2 61V63H4L3 67L5 69L10 67V65L5 66ZM75 61H77V62H75ZM83 62H85V63H83ZM77 63H79V64L77 65ZM82 63L85 64L86 67H85V65L83 67H80L83 65ZM155 63H156V61H155ZM99 65H101L100 69H99V67H100ZM152 65H154V64H152ZM152 65H150V67ZM74 67L70 66L71 69ZM52 68H53V66H52ZM76 68H74L72 70H76ZM159 68H161V69L159 70ZM138 69H140V70L138 71ZM51 71L53 73V70H51ZM59 71L58 72L55 71L54 76H56L57 80L59 79L57 82L62 81V84H63V82H64L63 79L65 77L64 76L59 77V75H60V74H58ZM150 72L152 74V71H150ZM171 73H173V72H170V74ZM76 76H75V78H76ZM254 76L259 77L258 83H254ZM61 77H63V79H61ZM99 78H101V79H99ZM201 79H200V81H202ZM97 80L98 81L101 80V81L98 82ZM115 80H117L118 82H116ZM78 81L81 83H79ZM114 81L116 82L117 85L114 83ZM74 82L77 83V86L78 85L79 86L78 87L74 86L75 85ZM97 82L100 83L101 85L100 84L98 85ZM119 82L121 85H119ZM184 82H186V81L184 80ZM102 83H104V86H102ZM143 83H144V85L147 86V88H145L144 91L142 88L141 91H143V92H140V91L138 92L136 90V92L134 93L133 91L137 88L136 86L139 84L141 86V84H143ZM180 83H181V81H180ZM187 83L190 84V82H187ZM201 83H203V82H201ZM172 85H171V88H172ZM207 85H208V88H210V90L204 91V93H201L200 90L201 89L204 90L207 87ZM84 87L82 86L81 89ZM185 87H182V88L184 89ZM166 88H167V90H166ZM197 88H199V89H197ZM75 89H76V91H74ZM161 89H163V90L165 89L166 92L165 91L163 92V90L161 92ZM183 89H181V93H182ZM77 90H79V91H77ZM124 90L126 92H124ZM61 91H63V90L61 89ZM173 92H174V95H173ZM171 95H169V96H171ZM116 96H115V98H116ZM174 97H176V99H178L176 103L174 102V101H176ZM118 98H120V97H118ZM180 98H182V97L180 96ZM169 99L166 98L167 101ZM105 100H107V101L104 102ZM166 100L164 98L163 101H166ZM117 101H118V99H117ZM117 103H119V102H117ZM166 104H168V103H166ZM175 105H174V107H175ZM177 105H179V106H177ZM129 106H132V108H130ZM205 106H207V107H205ZM77 107L75 106V108H77ZM96 107H98V106L96 105ZM71 108H73V106H71ZM75 108H73V109H75ZM89 108L91 110H88ZM126 108L129 110H127ZM73 109H70V110H73ZM98 110H101L100 106H99ZM124 110H126V111H124ZM187 110L184 112L185 113L188 112ZM87 111L85 110L84 113ZM177 111H179V110H177ZM182 111H183V109H182ZM127 112L130 113V115H132V116L129 117ZM207 112H208V110H207ZM91 113H92V111H91ZM91 113H90V115H91ZM178 113H181V111ZM189 113H191L190 110H189ZM80 114H79V116H81V117H79V116L75 117L76 119H78L75 122H74L75 119H71L74 122V123L72 122L73 124H77L78 121H81L83 118L85 119V117L87 118V120L89 119L88 122L90 121V119H91L90 115H89V117H90L89 118V117H87L88 115L85 116V114L82 113L83 114V118H82V115H80ZM176 114H177V112H176ZM186 114L187 115L185 117H188V113H186ZM194 114L192 113V116ZM77 115H78V113H77ZM74 116H76V115H74ZM212 116H213V118H212ZM206 117H209L208 114ZM72 118H74V117H72ZM93 118L94 117H92V120H93ZM189 118H191V117H189ZM197 119L200 120L199 118H197ZM201 120H200V122H201ZM208 121H207V123L206 122L205 123L208 124ZM203 122H202V124L205 125V123H203ZM190 123L193 124V123H195V121H193V122L190 121ZM73 126H75V125H73ZM83 126L89 127L90 125L83 124ZM79 127H80V130H79ZM191 127H193V126H191ZM191 127H190V130H191ZM112 128H114V130ZM194 129L191 130L192 134H194L193 133ZM81 130L86 131L87 135H85V132L81 133ZM94 133L95 132H92L91 134H94ZM81 134H84L85 136L81 135ZM79 136H82L83 138L79 137ZM93 136L94 137L99 136V138H97V140H99V142L95 141L96 137L94 139ZM199 137L201 138V136H199ZM224 137H226V136H224ZM100 138H102L103 140ZM199 140H201V139H199ZM218 140H220V139H218ZM101 141H103V142H101ZM153 141H154V143H152ZM82 143H79V144H82ZM216 143H217V141H216ZM213 144L215 147L216 146L215 142ZM238 144H237V146H238ZM91 145H90V147H91ZM208 145H210V144H208ZM227 145L230 146V144H227ZM104 146H106L107 148ZM155 147H157L158 149H155ZM194 147H195V151L200 149L202 152L201 151H199L197 153L194 152L193 151ZM196 147H198L199 149ZM86 148H87V146H86ZM99 149L103 150L102 147ZM96 150H98V149H96ZM215 150H216V153H215ZM105 151H104V154L102 152L104 157L106 155ZM109 151H107V152H109ZM19 153L26 155V153H28V152L22 153V151H21ZM25 155H21L22 157L20 156L21 157L20 159H23V156H24L23 161L28 159L27 156H29V155L27 154L26 159H25ZM193 156H195V157L193 158ZM196 158H198V157H196ZM192 160L195 161L194 164H197V165L191 164L190 161H192ZM208 160H209V158H208ZM237 161H240V164L245 165L246 167H247V165L250 167L246 168L244 166L243 168H246V169H244V171L237 172V171L233 170L234 165L236 164ZM241 161L244 163H241ZM235 166L238 167V165H235ZM240 167H242V166H240ZM240 167H239V170L241 169ZM192 168H194V169H192ZM210 168L213 170V172H215L214 174H213V172L211 173L212 170ZM229 168L232 170L230 171ZM228 169H229V172L227 171ZM33 171H35V170H33ZM238 173L239 174L249 173V175L251 173L254 176V179H252V180H254L256 183H259L258 187L261 186L260 190H262L263 194H260V196L257 197L256 194L249 193V191H247L245 189L242 190V188H238L235 191L232 190V188H231L230 190H232V191H230V190L228 191L227 188L229 189L231 187V184L235 186V184H234L235 182H233V181L238 180V179H236L238 177ZM31 174H34V173H31ZM106 174H104V175H106ZM196 175L194 174V177H196ZM212 176H213V179H212ZM105 178L111 179L110 175L105 177ZM206 178H207V180H206ZM198 179H196V180H198ZM199 180L197 182H199ZM201 180H200V182H201ZM105 181H107V179ZM189 181H191V182L189 183ZM195 181H194V183H196ZM204 182H202V183H204ZM111 184H112V186H111ZM3 185L4 184H2V186ZM194 185H197V184H194ZM2 186L0 185V188ZM51 187H52V185H51ZM195 188H196L195 190L197 191V187H195ZM188 189H190V186L188 187ZM186 190H187V192H186ZM162 191L164 192L163 194L161 193ZM191 191L192 190H190V192ZM1 192H3V193H1ZM5 192L0 190L1 195L4 194ZM8 193L10 194L11 192L8 190ZM144 193L146 195L147 194H149V195L144 196ZM7 195L8 194L5 193V195H2V197L3 196L6 197ZM165 196H164V198L163 197L162 198L165 199ZM191 196H192V194H191ZM193 196H194V194H193ZM174 198L176 201L173 200ZM7 199H8V201L10 200L9 195H8ZM7 199H3V200H2V198L0 199V205L3 206L2 207L3 210L2 209L1 210L3 212H5V218H6L5 219L2 216L4 219H1V220H5V221L4 222L1 221V222L4 223L3 227L5 229L6 235L9 233V232H7V230L9 231V229H12L11 228L12 224L9 225V221H7L13 217L12 211H14V214H13L14 216L16 213L20 212V211H18V212L15 211L13 206L11 207L10 203L8 204ZM4 200L6 202H4ZM165 202L166 201H164V203ZM168 202L170 204V201H168ZM156 203L157 204L159 203V205H157L158 207H160V206L165 207V205H161L160 201L158 202V200ZM161 203H162V201H161ZM190 203L193 205L192 202H190ZM7 205H8V207L10 205L11 209H10V207L8 208ZM161 208L159 209L160 211H161ZM154 209H156V207ZM163 209L167 210L166 208H163ZM2 211H0V213ZM149 211H151V208ZM190 211H192V210H190ZM149 214L150 213L148 212V216H149ZM159 214L161 215L162 213H159ZM152 215L150 214V216H152ZM160 215H157V216H160ZM184 215H185V213H184ZM157 216H156V219L158 218ZM164 217H165V215H163V218ZM167 217H168V215H167ZM185 217H186V215H185ZM229 217H230V215L228 217H226V218H228L227 219L228 221H229ZM231 217H230V219L232 221L230 220L229 222H232L233 227H232V234L229 236L228 245H226V247L224 249H220L221 248L220 247L219 249H217V252L215 251L212 253L214 255L212 257L213 260H212L211 264H221L224 261H229L230 264H264V230L254 231L252 229L245 227V224L243 222L237 220L236 218L232 219ZM0 218H1V215H0ZM14 218L12 220H15ZM99 218H100V216H99ZM150 218H152V217H150ZM189 218H190V216H189ZM153 219H154V216H153ZM77 221H78V217H77ZM112 221L110 223H112ZM159 221H161V219ZM171 221L174 222L173 219H171ZM179 221L181 222V220H179ZM133 222H135V223H133ZM173 222H171V223H173ZM6 223H8V225L10 226L9 229H8V227H7V229L5 228L6 226H8ZM149 223H151V224H149ZM167 223H168V221H167ZM186 223L188 224V222H186ZM76 224H77V222H76ZM77 225L79 226V223ZM161 225L162 224H160V226ZM178 225L179 226L176 227L177 230L176 231H175V229H173V230L175 232L178 231L179 234L186 233L187 227H186L185 223L184 224L180 223ZM191 227L192 226L190 225V228ZM195 227H197V226H195ZM218 227L220 230H222L221 228H223L224 225L222 223H218ZM198 229H199V227H198ZM198 229H196V230L199 231ZM160 230H161V228H160ZM160 230H158V231H160ZM158 231H156V232H158ZM162 231H163V229H162ZM167 231H164L162 233H165ZM10 232H12V231L10 230ZM161 232H160V234H162ZM192 232L193 231H191V233ZM2 233H0V234H2ZM149 233L150 234L152 233V234L149 235ZM177 233H175V234H177ZM223 233H225V231H223ZM131 234H141L143 236V237H140V239L138 237V239H139L138 240V246H140V249L135 248L137 245L134 242H136L137 240L134 239L135 241H132L133 235H131ZM6 235H4V236L8 237V236H10V233L8 236H6ZM107 235H109V234H107ZM1 238H3V237H1ZM151 238H153V240H151ZM1 240H4V238ZM150 240L153 241L154 244H156L158 246V248H156V249H158L159 251L158 250L156 251L153 242H151ZM190 240L191 239H189V241ZM5 241H3L4 243H1V241H0V243H1L0 247H2V246L5 247V245H8L10 243V242L8 243L7 240H5ZM166 241H167V239H166ZM112 242H113V240H112ZM2 244H4V245H2ZM3 247H2V249H0V251H2L0 253L4 252V254H0V255L1 256L3 255L2 260L5 262V264H8L7 261L10 260V258L8 257L9 258L8 259L5 256V253H7V252H5L3 250V249H5ZM8 247H9V245L6 246L5 250H7ZM9 249H10V247H9ZM164 249L166 250L165 247H164ZM10 250H12V249H10ZM189 250H190V252L192 251L191 249H189ZM157 252L159 253L158 255H157ZM8 253H7V255H8ZM162 256H164V255L162 254ZM165 256H166V254H165ZM200 256H201V254H200ZM200 256H198V257H200ZM113 260L115 262V258ZM205 261H204L205 263L203 262L204 264L207 263V260H205ZM0 262H2L1 259H0ZM4 262H2V263L4 264ZM116 262H117V260H116ZM191 262L192 261L190 260V264H192ZM199 263L200 262L198 261V264ZM10 264H11V262H10Z\"/></svg>",
	"mask_w": 264,
	"mask_h": 264
}]
</instances>
